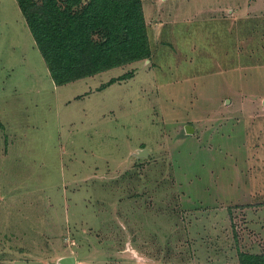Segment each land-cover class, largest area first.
Returning <instances> with one entry per match:
<instances>
[{
    "label": "rangeland",
    "instance_id": "1",
    "mask_svg": "<svg viewBox=\"0 0 264 264\" xmlns=\"http://www.w3.org/2000/svg\"><path fill=\"white\" fill-rule=\"evenodd\" d=\"M143 5L150 57L57 84L0 0V264L264 253V0Z\"/></svg>",
    "mask_w": 264,
    "mask_h": 264
},
{
    "label": "trees",
    "instance_id": "2",
    "mask_svg": "<svg viewBox=\"0 0 264 264\" xmlns=\"http://www.w3.org/2000/svg\"><path fill=\"white\" fill-rule=\"evenodd\" d=\"M17 1L57 84L152 55L143 0ZM239 262L264 264V253Z\"/></svg>",
    "mask_w": 264,
    "mask_h": 264
},
{
    "label": "crops",
    "instance_id": "3",
    "mask_svg": "<svg viewBox=\"0 0 264 264\" xmlns=\"http://www.w3.org/2000/svg\"><path fill=\"white\" fill-rule=\"evenodd\" d=\"M144 6V5H143ZM145 11V10H144ZM145 14H146V12H145ZM145 17H146V22H147V28L149 29V22H148V19H147V15H145ZM157 25H159V24H157ZM150 30V29H149ZM149 30H148V32H149ZM151 39V38H150Z\"/></svg>",
    "mask_w": 264,
    "mask_h": 264
}]
</instances>
